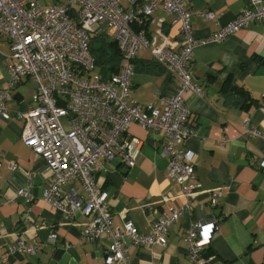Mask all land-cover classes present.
<instances>
[{
    "label": "crops",
    "instance_id": "obj_1",
    "mask_svg": "<svg viewBox=\"0 0 264 264\" xmlns=\"http://www.w3.org/2000/svg\"><path fill=\"white\" fill-rule=\"evenodd\" d=\"M183 1L186 8L216 13L215 20L199 13L190 17L192 35L199 41L249 5V0ZM145 30L147 36L170 48L181 43L175 15L161 8L155 10ZM98 36L112 39V30L96 26L90 43ZM8 54V42L0 37V88L7 85ZM120 65L121 61L117 72ZM190 69L193 82L201 89V94H184L189 110L187 126L195 132L184 146L194 157L196 205L169 227L166 245L132 246L128 264H187L185 230L199 218L217 223L210 244L201 252L208 258L207 264H264V172L257 165L263 140L245 135L249 127L264 132V22H251L219 42L199 44L193 49ZM95 71L106 77L114 74L98 65ZM173 85L170 74L149 52L139 50L130 78L133 97L140 103L154 101L170 95ZM35 87L33 79L23 77L7 103L11 118H0V257L18 236L27 245L39 243V248L31 254H12L3 264H103L107 239L85 240L84 216L69 218L42 199L50 176L43 159L21 140L22 120L14 115L31 106ZM128 134L142 141L135 165L129 168L117 160L107 161L96 173V181L108 193L107 206L115 224L131 220L146 233L168 203L179 205L185 198L180 186L166 177L167 157L159 150L163 134L136 123L129 126ZM7 161L15 162L17 168L9 169ZM71 184L78 186L72 182L63 189ZM25 185H30L34 199L30 203L12 200L14 190ZM217 189H222L223 195L213 208L208 200ZM52 232L56 238L51 242L48 235Z\"/></svg>",
    "mask_w": 264,
    "mask_h": 264
},
{
    "label": "built area",
    "instance_id": "obj_2",
    "mask_svg": "<svg viewBox=\"0 0 264 264\" xmlns=\"http://www.w3.org/2000/svg\"><path fill=\"white\" fill-rule=\"evenodd\" d=\"M157 8L175 15L180 26L178 48L147 36L145 25ZM195 13L216 19L215 12L186 8L183 0H0V37L9 45L7 85L0 88V118H11L7 103L15 86L23 77L33 79L31 106L14 115L22 120L21 140L43 159L49 173L42 199L69 218L84 216L85 240L107 239L103 264H128L132 246L166 245L169 227L196 205L194 157L184 146L195 134L187 126L184 94H201L190 69L193 49L201 43L219 42L251 22H264V0H249L247 7L206 40L192 35L190 17ZM101 24L112 30L121 56L119 72L110 77L95 71L90 50V34ZM139 50L148 51L170 74L174 81L170 95L146 103L133 97L130 78ZM261 110L264 115V89ZM132 123L163 134L159 150L167 157L166 177L180 186L185 198L179 205L168 203L146 233L131 220L115 224L107 206L108 193L96 181V173L107 161L117 160L129 168L135 165L142 141L128 134ZM245 135L263 140L257 165L264 172V132L249 127ZM6 164L13 171L17 168L13 161ZM72 182L78 186L63 189ZM222 195V189L213 190L208 205L217 207ZM13 198L30 203L34 199L30 185L18 186ZM216 228L213 219L204 218L186 228L187 264L208 263L201 252ZM55 238L54 232L48 235L51 242ZM39 245H27L22 237L14 236L0 263L15 253H34Z\"/></svg>",
    "mask_w": 264,
    "mask_h": 264
},
{
    "label": "trees",
    "instance_id": "obj_3",
    "mask_svg": "<svg viewBox=\"0 0 264 264\" xmlns=\"http://www.w3.org/2000/svg\"><path fill=\"white\" fill-rule=\"evenodd\" d=\"M90 50L95 57V63L98 66H104L111 73L118 71V66L121 61L120 52L117 44L113 39L95 37L90 43ZM106 76V74L102 73ZM237 90H240L239 88Z\"/></svg>",
    "mask_w": 264,
    "mask_h": 264
},
{
    "label": "rangeland",
    "instance_id": "obj_4",
    "mask_svg": "<svg viewBox=\"0 0 264 264\" xmlns=\"http://www.w3.org/2000/svg\"><path fill=\"white\" fill-rule=\"evenodd\" d=\"M47 1H50V0H47ZM43 2V1H42ZM62 121H64V120H62Z\"/></svg>",
    "mask_w": 264,
    "mask_h": 264
}]
</instances>
